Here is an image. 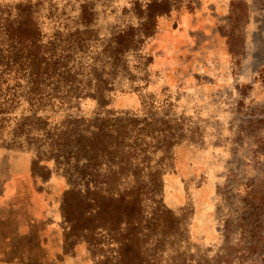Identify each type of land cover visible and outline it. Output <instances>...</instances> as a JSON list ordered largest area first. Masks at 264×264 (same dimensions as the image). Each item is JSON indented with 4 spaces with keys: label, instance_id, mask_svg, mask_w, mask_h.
I'll list each match as a JSON object with an SVG mask.
<instances>
[{
    "label": "rangeland",
    "instance_id": "1",
    "mask_svg": "<svg viewBox=\"0 0 264 264\" xmlns=\"http://www.w3.org/2000/svg\"><path fill=\"white\" fill-rule=\"evenodd\" d=\"M127 221L144 264H264V0H0V264H120Z\"/></svg>",
    "mask_w": 264,
    "mask_h": 264
},
{
    "label": "trees",
    "instance_id": "2",
    "mask_svg": "<svg viewBox=\"0 0 264 264\" xmlns=\"http://www.w3.org/2000/svg\"><path fill=\"white\" fill-rule=\"evenodd\" d=\"M128 33V32H127ZM124 39H126L125 37L122 38L119 41V44H122L124 42ZM95 134V133H93ZM117 171V170H116ZM114 171V173L116 172ZM137 172V171H135ZM109 172L107 175V177H109ZM157 174V171H150L148 170L147 172V177L146 175L144 177L151 179L152 183L155 182V176ZM95 171H91L89 173V177L87 178L88 182H95L94 184H96L95 181ZM145 183V182H144ZM99 185H93V191L96 193V197L93 198L94 202L96 203V208L97 211L95 213H93L94 215H98L101 213H104L105 211L112 209L115 210L119 213L120 217H124V216H131L132 214L135 213V209L139 208L138 207V202L132 203L133 200H128L126 197L129 193V190H123L121 192L120 195H118V198H115V193L112 190L111 186H104V187H98ZM87 192L94 193L92 192L91 189H87ZM132 191V190H130ZM103 194H107V196H104ZM102 197L104 200L102 203H100V200ZM114 203V204H113ZM124 214V215H122ZM139 229L141 230V223H131V221H127V225L125 227V232L123 234V238L122 241H118L119 243L117 244L116 247V251H117V258H119L121 260L120 264H127V262H129L127 260V254L130 253L131 257L136 258V263L133 264H144L143 261V257L141 255V252L139 251V249L133 245L134 244V237L137 236V232L139 231ZM134 253V255L132 254Z\"/></svg>",
    "mask_w": 264,
    "mask_h": 264
}]
</instances>
